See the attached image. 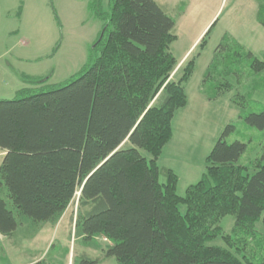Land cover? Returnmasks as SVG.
Returning a JSON list of instances; mask_svg holds the SVG:
<instances>
[{
	"label": "trees",
	"instance_id": "obj_1",
	"mask_svg": "<svg viewBox=\"0 0 264 264\" xmlns=\"http://www.w3.org/2000/svg\"><path fill=\"white\" fill-rule=\"evenodd\" d=\"M257 1L264 27V0ZM98 3L91 7L106 22L99 53L76 78L0 99V235H12L22 216L56 222L79 192L75 227L108 241L105 255L117 264H264V162L258 158L252 173L237 163L246 144L226 141L234 125L224 127L184 195L176 193L177 175L157 165L193 70L191 60L171 77L172 17L156 0H109V12ZM224 43L205 78L231 74L244 57L264 72V60ZM244 119L264 128V108ZM227 214L234 223L223 233ZM218 235L226 246L207 244Z\"/></svg>",
	"mask_w": 264,
	"mask_h": 264
},
{
	"label": "rangeland",
	"instance_id": "obj_2",
	"mask_svg": "<svg viewBox=\"0 0 264 264\" xmlns=\"http://www.w3.org/2000/svg\"><path fill=\"white\" fill-rule=\"evenodd\" d=\"M94 1L0 0V99H13L22 86L56 87L78 76L89 56L99 53L96 44L106 28L95 9L97 2L91 7ZM166 1L173 7L168 13L176 36L170 52L178 62L171 77H179L181 68L193 60L192 74L183 83L191 107L187 116L181 108L172 118L170 144L181 152L168 147V157L164 154L160 164L176 169L183 161L176 193L184 195L186 187L201 177L205 157L227 124L234 129L226 141L246 144L237 163L252 173L258 158L264 162V128L251 126L244 119L248 113L264 108V72H255L250 58L244 57L231 74L216 70L205 78L220 43L233 46L231 43L237 42L264 60V27L257 20V0ZM98 2L99 10L109 12V0ZM188 116L186 123L184 117ZM164 179L160 173L159 180ZM5 193L2 187L1 195L11 206ZM77 198L78 192L56 222L33 223L29 218H19L21 223L12 235H0V264H90L96 259L98 262L92 264H117L114 256L105 255L108 241L99 235L88 238L75 227L70 216L75 215ZM184 209L180 205V211ZM233 223L232 215L223 216L219 221L221 231L229 233ZM207 244L226 246L220 235Z\"/></svg>",
	"mask_w": 264,
	"mask_h": 264
},
{
	"label": "crops",
	"instance_id": "obj_3",
	"mask_svg": "<svg viewBox=\"0 0 264 264\" xmlns=\"http://www.w3.org/2000/svg\"><path fill=\"white\" fill-rule=\"evenodd\" d=\"M157 2H158V4L164 9V11L167 13V14H169L168 13V11L170 10V8L172 7V6H170L169 4V2L168 1H166V0H156ZM173 8V7H172ZM172 8H171V10H172ZM170 15V14H169ZM200 34H201V32L199 33V35L197 36V38L195 39V41H194V43L197 41V39H198V37L200 36ZM194 43H193V45H194ZM191 48V47H190ZM189 48V49H190ZM189 49L187 50V52L189 51ZM186 52V53H187ZM24 77H26V76H24ZM21 88H32V87H26V86H22V87H20L19 89H21ZM37 88V87H36ZM18 89V90H19ZM17 90V91H18ZM16 91V92H17ZM187 101H188V99H187ZM199 104H203L202 103V101L201 100H199L198 99V101H197ZM191 106H189V101L186 103V105L184 106V107H182V108H184L185 109V115L187 116V109H189ZM179 109H181V108H179ZM189 117L190 116H188V117H184V119H185V122L187 123V121H186V118L187 119H189ZM182 124V123H181ZM173 132H172V135H171V138H170V140L168 141V144L165 146V147H163V149H162V151H161V153H160V155H159V157L161 156V159H160V161H159V157H158V159H157V165H158V167H159V169L160 170H164V169H171L172 171H174L176 174H177V177L179 178V174H180V168H181V164L183 163V161L180 163V165H179V167L178 168H173V167H171V166H167V167H160V166H162V165H160V164H162L161 163V160L162 159H165V158H167L168 157V152H167V149H168V147L170 148V151H172V152H176V153H179V152H181L180 151V149H179V147L178 146H174V145H172V144H170L171 142H173ZM169 151V150H168ZM179 151V152H178ZM0 154H1V156H2V158H3V155L5 154V151L2 149V148H0ZM164 154H167V156L164 158ZM203 173V172H202ZM190 185V184H189ZM71 220H72V222L74 221V219H75V215L74 214H72L71 213Z\"/></svg>",
	"mask_w": 264,
	"mask_h": 264
},
{
	"label": "water",
	"instance_id": "obj_4",
	"mask_svg": "<svg viewBox=\"0 0 264 264\" xmlns=\"http://www.w3.org/2000/svg\"><path fill=\"white\" fill-rule=\"evenodd\" d=\"M78 194H79V192H78Z\"/></svg>",
	"mask_w": 264,
	"mask_h": 264
}]
</instances>
